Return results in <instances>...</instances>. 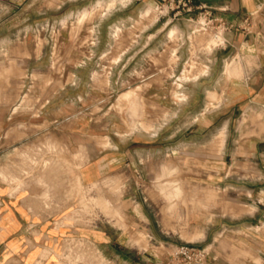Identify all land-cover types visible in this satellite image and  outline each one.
I'll use <instances>...</instances> for the list:
<instances>
[{
    "label": "crops",
    "instance_id": "obj_1",
    "mask_svg": "<svg viewBox=\"0 0 264 264\" xmlns=\"http://www.w3.org/2000/svg\"><path fill=\"white\" fill-rule=\"evenodd\" d=\"M162 1L122 3L126 11L139 3L143 18L157 14L136 34L140 42L129 41L127 30L125 42L118 43V33L104 29L114 14L106 11L96 20L94 43L87 49L109 54L112 84L122 77V70L114 69L127 67L136 57L161 54L158 66L172 73L126 80L143 88L141 115L127 113L123 120L110 110L105 117L101 110L71 106L62 92L39 99L29 94L27 102V93L0 90V264H74L84 253L76 243L90 245V257H104L108 264H182L172 254L180 243L205 248V264H264V128L227 121L213 126L210 121L204 129H191V134L205 130L208 145L222 148L221 170L209 172L219 188L221 182L236 183L237 200L225 205L221 191L207 209L199 210L196 182L185 194L188 207L179 201L177 210V114L183 108L177 109L174 86L197 85L183 93L185 100L199 101L190 115H225L241 101L246 102L238 106L242 113L264 111V0H191V10L175 14L169 7L159 10L161 4L168 6V0ZM123 15L120 20L128 22L131 14ZM202 30L214 31L208 46L189 40ZM239 53L254 63L235 61ZM229 55L234 59L226 62ZM189 61L194 71L205 68V73L184 74L178 81L177 68L187 69ZM229 64L237 71L242 65L244 77L227 76ZM153 84L156 89L149 91ZM167 84L173 87L167 89ZM205 84L245 87L222 92V102L213 105L209 99L215 91L203 94L199 85ZM219 106L222 111H215ZM87 193L109 197L116 207L108 219L98 207L86 218L79 201ZM122 201L126 205L119 217ZM138 231L140 239L134 234ZM91 258L88 264H94Z\"/></svg>",
    "mask_w": 264,
    "mask_h": 264
},
{
    "label": "rangeland",
    "instance_id": "obj_2",
    "mask_svg": "<svg viewBox=\"0 0 264 264\" xmlns=\"http://www.w3.org/2000/svg\"><path fill=\"white\" fill-rule=\"evenodd\" d=\"M122 3L124 0H0V90L9 91L12 87L16 91L27 93L25 96L27 102L30 101L29 94H37L39 99L51 92H62L69 99L71 106L101 110L100 113H106L105 117H108L110 110L117 111L123 120L126 119L127 113L141 115L145 107V101L140 95L143 88L140 84L127 83L126 80L143 73L155 76L159 71H165L167 75L172 73L170 68L164 70L162 66H158L161 64L159 59L161 54L149 53L142 59L136 57V60L127 67L114 69L122 70V77L120 82L112 84L113 69L109 67V54H94L87 50L94 43L96 30L94 25L102 13L113 11V16L106 19L103 25L105 31L112 30V33H118L116 40L118 43L125 42L127 30L130 33L129 41L137 40L136 34L157 15L153 12L143 18L141 12L137 10L139 3L129 5L127 11L122 8ZM167 7L170 8L169 5L161 4L158 9L166 10ZM125 12L131 14L128 22L120 20ZM116 17L119 21H115ZM198 22L202 24L203 20L200 19ZM213 32L202 30L199 32V38L191 35L189 40L193 43L202 42L208 46L206 40ZM138 56L140 57L141 53ZM232 59L233 55H229L226 62ZM239 59L241 62L245 60L246 63H254V60H249L245 53L236 54L235 61ZM173 61L174 58L171 56L170 63ZM95 62H98L96 66ZM192 64L193 61H189L187 69L177 68L178 81L184 74L192 77L205 73V68H200L198 72L194 71L191 68ZM226 73L227 76L244 77L242 65L238 71L237 66L227 68ZM165 86L167 89L173 87L171 84ZM174 86H177V109L183 108V112L177 114V210L179 201L188 207L185 194L196 182L199 210L207 209L209 201L219 196L221 191H225V205L233 204L237 200L238 189L234 186L236 183L221 182L219 188L217 187L219 181L213 180L209 172L212 169L221 170L222 148L208 145L205 130L198 134H191L190 130L195 129L197 125L204 129L210 121H213V126H220L227 121L231 126L247 124L264 128V111L242 113L238 106L246 102L241 101L236 109H231L225 115H190L188 112L196 108L199 101L185 100L183 93L196 89L197 85L182 83ZM199 86L205 95L209 89L215 91L213 102L209 99L213 105L222 102L220 100L222 92L238 93L245 87L244 84ZM156 87L157 84L151 85L149 91L155 90ZM213 91H209V96L214 95ZM225 102L227 103V100ZM222 109L223 107L219 106L215 111ZM105 119L103 116V120ZM166 185H169L168 180ZM90 189L87 186V192L92 191V187ZM108 199L109 197L105 195L95 197L93 193H87L80 196L79 205L87 219L92 218L95 207L101 208L102 216L108 219L113 213L112 209L115 210L116 207L111 205ZM125 205L126 202L123 201L118 204L119 217L120 210L125 208ZM122 227L125 228L124 223ZM140 232L134 233L139 235V239L142 236Z\"/></svg>",
    "mask_w": 264,
    "mask_h": 264
},
{
    "label": "built area",
    "instance_id": "obj_3",
    "mask_svg": "<svg viewBox=\"0 0 264 264\" xmlns=\"http://www.w3.org/2000/svg\"><path fill=\"white\" fill-rule=\"evenodd\" d=\"M168 5L170 9H175L174 14L180 9H185L189 11L192 9L193 4L191 0H168ZM201 8V6H200ZM203 17L208 15V12L203 8ZM80 248L83 249V256L79 259L77 258L73 263L74 264H84L89 262L90 256H93L94 249L88 244H77ZM173 257L180 261L182 264H205L206 250L203 247H196L188 243H180L175 246L172 251ZM85 257V259H84ZM92 259V258H91ZM94 264H108L109 261L105 259H99L97 261L91 260Z\"/></svg>",
    "mask_w": 264,
    "mask_h": 264
},
{
    "label": "bare ground",
    "instance_id": "obj_4",
    "mask_svg": "<svg viewBox=\"0 0 264 264\" xmlns=\"http://www.w3.org/2000/svg\"><path fill=\"white\" fill-rule=\"evenodd\" d=\"M231 63H232V62H231ZM232 67H235V65L229 64L228 68L231 69ZM210 92H212V91H210Z\"/></svg>",
    "mask_w": 264,
    "mask_h": 264
}]
</instances>
